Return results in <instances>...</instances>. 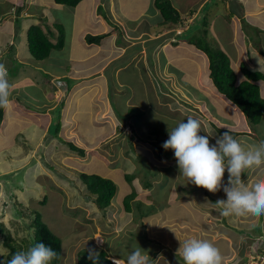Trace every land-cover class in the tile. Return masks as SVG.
<instances>
[{"label":"rangeland","instance_id":"1","mask_svg":"<svg viewBox=\"0 0 264 264\" xmlns=\"http://www.w3.org/2000/svg\"><path fill=\"white\" fill-rule=\"evenodd\" d=\"M28 1L0 0L1 16L7 10L20 9L22 11L21 5L28 4ZM131 1L120 0V3L122 2L132 17L146 11L147 16L155 18V20L150 22L145 18L138 25L141 27H137L138 31L136 30L135 33L132 30L128 36H117L119 40H123L125 47L127 46L126 49L129 50L136 46L129 40L131 39L129 37L137 34L144 35L140 28L160 19L156 18L154 13V10L159 12L155 2L153 7L148 9V0ZM178 1L183 3L182 0ZM257 1L263 4L260 8H256L255 0H244L240 3L238 0H210L206 4V9L200 13L194 31L186 33L189 29L187 24H191L192 19L195 18L193 16L187 24L178 25L177 29L159 33L157 37L162 38L158 42L157 52L156 50L147 52L143 50L139 53V55H144L143 58L133 56L130 59L132 62H128L129 67L125 71L123 70L121 75L119 74L120 79L117 81H126L124 83H129L133 91L130 93V97L135 100L130 104L135 105V108L130 109V119L127 121V125L130 126H127L128 132L132 135L131 137H134L133 140H130L128 132L124 134L123 125L118 119H115L117 115H120L118 109L126 110V106H123L119 95L115 97L112 94L111 86L108 88L106 84L108 80L103 78L111 79L115 76L114 71L110 72L107 68L100 75L104 62L108 60L101 59L104 56L103 52L89 57L87 61L93 70L99 71L96 75L97 79L90 81L85 76L84 80L73 81L65 74L69 58L67 54L70 53L71 57H75L73 54L81 56L85 53V48L89 46L86 42L87 33L84 31L87 27L85 20L78 24L80 15H83L87 8L80 3L75 7L71 17L61 8L44 10L40 15L44 21L51 25H56V17H60L66 23L69 21L73 38V40L70 39L66 30V53H57L55 58L46 61L49 66L55 63L52 69L65 82V86L56 82L59 79H56L54 83L63 90L61 95L67 93L63 97L56 95L60 97L61 103L58 108V113L61 116L56 118V123L60 122L62 128L65 129L59 135L61 137L66 133L73 135V137H68L70 141L77 142L82 148H86L88 154L81 157L78 154L70 153V149L59 144L57 140L56 148H59L57 157H55L56 153L53 155L46 153L45 163L40 159H34L35 161L25 170L7 172L8 175L3 172L4 176L1 173L3 170L0 171V221L9 229L10 243L20 247L19 249L31 246L32 237L29 236L31 218L27 217L30 209V211H38L42 215L43 221L62 239L63 258L60 264H76L78 255L89 250L99 253L100 248L105 249L109 255L113 252L114 256L126 259L133 246L141 247L147 252L150 257L149 264H184L182 258L176 253L180 243L190 238L212 242L224 258L222 264H264V215L224 217L220 214L221 209L215 204L219 200L226 201L227 197L223 188L213 194L202 187L187 183L180 176L173 150L162 148V144L169 138L168 129L170 131L179 123L186 122L189 117L200 121L201 132L199 134L208 136L210 145H213L221 134L211 126V122H216L211 117L232 125V121L226 120L232 114L240 122H235L232 125L234 129L229 127L230 134L234 137L236 132L239 133L240 135L235 138L242 145L249 146L264 141V118L254 129L250 121L224 97L217 94L220 96L217 97V101L215 94H211V100L210 95L207 94L209 90H202L201 82H206L214 88L209 77V58L188 42H191L192 39L197 41L204 38L202 24L207 23L210 27L204 41L229 56L239 81L244 79L241 73L242 63H245L251 70L256 67L264 71V60L256 59L257 56L253 55L254 50L257 53V44L264 49V0ZM99 2L106 5L103 7L105 12L109 8L113 11L115 19H118V16L121 17V13L118 11V0H99ZM187 3L188 1L185 5ZM33 5L35 4L32 3L29 7L30 11H33ZM179 5L181 8L185 7L184 4ZM249 5L257 10L260 9L255 16L253 8ZM110 17L111 21L115 22L112 15ZM3 21L4 24H7L6 16L3 17ZM232 21L239 25L236 35L231 29V27L233 28ZM62 24L67 26L65 23ZM121 27L126 34L129 29L124 21H122ZM159 29L162 28L159 27ZM179 32L178 37L181 40L185 39L186 42L177 39ZM110 37L104 38L100 46L94 45L93 52H86L95 54L98 47L101 51L110 50L113 46V39ZM76 39H80L78 44L84 47L73 51V53L74 46H78L74 42ZM141 39L140 36V42ZM173 40L176 43L178 40L179 44L177 46L169 45L165 48ZM150 41L151 39L145 42L149 43ZM142 44L144 45V43ZM125 47L121 50L124 57H126ZM163 48L165 49L163 50ZM150 54L154 56L152 61L148 57ZM118 57L119 55L111 61L112 65L119 61ZM160 57L162 60L159 59ZM166 59L173 60L172 64L169 61L166 62ZM162 61L166 63L164 64ZM136 67L138 70L139 67L146 70L142 71V81L132 77L138 72ZM72 71L71 66L69 74ZM118 71L117 69L116 72ZM179 71L187 73V75L179 79L182 77V74L178 77ZM201 75H203L202 79H200ZM180 80L182 82L191 81L196 85V91L190 88V94L184 92L181 86L183 83ZM76 84L92 85L88 90L95 87L94 85L100 84L98 86L100 89L95 91L96 97H94L92 91L87 90L86 92L89 93L86 95L85 90H79L78 86H75ZM259 86L264 97V81L259 82ZM12 89L20 95L21 99H24L25 94L30 92L27 84H21ZM165 90L167 91L165 92ZM97 91L99 92L97 93ZM33 95L38 96L34 91ZM54 95V92L50 93V97L53 99ZM65 96L71 99H66ZM92 100L94 101L92 102ZM61 101L67 103L62 104ZM143 101H147L149 104H144ZM114 106L115 110H113ZM76 108L78 109L77 123L82 128L77 134L74 130L68 132L65 123L67 119L74 118L75 114L72 113ZM97 108L104 112H96L98 117L108 124L100 133H98L99 129H95L94 123H90L88 119L93 114L89 113L96 111ZM111 110L115 117H109L106 114ZM52 114L55 115L56 112ZM13 115L14 113H11L10 124L6 127L11 125L10 132L15 134L17 122ZM95 123L98 122L95 121ZM91 132L92 134H90ZM49 134L55 136L52 130ZM139 140L140 142H138ZM39 141L40 139L37 138L35 142H27V145L33 147ZM51 143V139L45 140L42 145L44 150L45 147L49 148ZM45 144L49 146L47 147ZM132 145L136 148L140 147L143 151L131 150ZM43 152L42 147L39 154H43ZM38 160L42 163L37 164ZM80 172L96 174L115 182L118 189L109 208L104 211L98 209L94 198L91 197L86 185L79 178ZM262 178H264V165H261L260 168L247 170L242 175V180L248 187ZM227 181L228 173L226 171L223 183L227 184ZM22 183H25L28 189L22 186ZM146 184H150V187H146ZM130 195L133 196L130 202L132 212L126 211L124 205L126 197ZM44 196H47V204L42 206L39 202L43 200ZM18 208L22 210L21 213H24V216L19 214ZM129 216L135 219V224L138 223V227L142 231L133 225L131 234L129 231L122 232L114 243L119 225L128 220ZM260 232L263 235H259ZM5 236L3 235V237ZM101 237L105 243L102 242ZM256 249L262 250L259 257H256L258 256L255 254ZM9 252V248L5 247L1 237L0 261L6 260Z\"/></svg>","mask_w":264,"mask_h":264},{"label":"crops","instance_id":"2","mask_svg":"<svg viewBox=\"0 0 264 264\" xmlns=\"http://www.w3.org/2000/svg\"><path fill=\"white\" fill-rule=\"evenodd\" d=\"M49 1L50 0H29L28 4L23 3L21 5V9H23L22 11L20 9H18V10L12 9V11L7 10L3 16H1V13H0V63H3L8 70V78H9L8 82L11 86H13L12 88L19 87L21 84H24V85L27 84L30 88V92L28 94H25L24 99H21L20 95L17 94L15 91H13V89L11 88V96H10L11 104L6 109L5 121L2 125V127H0V171L3 170V171H1L2 174H3V172L7 173V172H13V171H17V170H25L26 167H28V166L30 167V165L35 161L34 159H40L41 161H44V163H45L46 162L45 156L48 153H50V155H53L56 153L55 157H57L59 155V153H58L59 148L58 149L56 148L58 139L54 136H51L49 134V132L52 130V122L54 119V115L52 113L55 112L56 109L61 104L59 101L60 100L59 96L63 97L64 94L67 95V93L65 92L63 95H61V92H63V90L60 89L59 86H56L54 83L56 79H59V80H61V82H63L62 79L59 76H57L55 74L54 70L52 69V67L55 66V63L51 64L50 66H49V64L46 63V61L55 58L56 54L52 55L48 60H44V61H36L35 59H33L30 56V53L28 51L27 31L32 24L38 23L39 19H41V18L43 19V17H41L40 14L44 10H52V9H56V8H61L62 10H64L69 15V17H71L75 8L68 7L65 5L56 4L53 0H51V2H49ZM134 1L135 0H132L131 2H134ZM171 1L173 2L174 7H176V9L181 13L184 21H188L193 16L195 17L194 20L192 19V23L190 24L192 29L186 32L187 34H189L190 32L195 30V24L200 17V13L202 11H204V9L206 8L205 5L210 0H182L183 3H180L178 0H171ZM187 1H188V3H187V5H185V3ZM154 2H155V0H148V3H147L148 9L153 7ZM238 2L239 3L244 2V0H238ZM255 2L257 5L256 8H260L263 5V4H260L257 0H255ZM32 3L35 5H33V11H30L31 9L29 10V7L31 6ZM80 3H82L84 5V7L87 8V10L84 12L83 15H80L81 17L78 20V24H80L83 20H85L87 27L84 31L87 33V36L88 35H97V34H108L111 31V26L108 24V22L105 19L106 15L109 19L111 18V17H109V13L112 15V18L114 19V21L117 24H119V26H122V21H124V23L126 24V26L129 29V30H127L128 32L126 34H124L126 36H128L132 30H133V33H135L136 30L139 27H141L138 25L141 24V22L145 18L148 19L150 22L153 21V19L155 20V18H149L147 16V13H145L146 11L140 12L138 15L132 17V15L128 13L127 8L122 4V2L120 3V0H118V2H117L118 3L117 5L119 6L118 11L121 13V17L118 16V19H115L113 17L114 13L112 10H110V8L107 9L108 13L105 12L103 7L106 5L103 4L102 2H99V0H82ZM179 4H184L185 7L181 8ZM25 5H26V8H24ZM249 6L253 8L254 16L260 10V9L257 10L252 5H249ZM250 7H248V8H250ZM100 8H102V9H100ZM154 13L156 15V18H160V14L158 11L154 10ZM5 16H6L7 24H4V21H3V17H5ZM207 16H209V15L207 14ZM230 19H232V18H230ZM55 22H56V25H63L62 23H65L67 25L66 26V30L68 31L67 35H70L69 36L70 39L73 40L72 31L70 29L69 21L66 23V22L62 21L60 19V17H56ZM231 25L233 26V28L231 26L230 27L233 30L234 34L236 35L238 33L239 25H237V23L235 21H232ZM159 27H161L162 29H159ZM140 29L143 30L144 35L143 34H140V35L137 34V35L129 37V38H131L129 40L134 45H136L131 50L126 49L127 46L125 47V43H123V40L122 39L119 40L117 38L118 35L114 34V35H111V37H110L113 39V46L114 47L112 46L111 49L108 51H101L100 48L98 47L96 50V53L93 54L91 52L94 51L93 49H95V48H93V46L94 45L96 46V44L90 45L87 43L89 46H87L85 48V53L83 55L76 56L75 54H73L75 57H71L70 53H68L67 56H69V58L67 59V63H66L67 71L65 72V74L67 76H69L70 78H72L73 81L83 79V78H85V76H87V80H90V81L97 79L96 75H98L97 73L99 71L93 70L91 68L92 66H89V64H87V61H88L89 57L95 56L99 52H103L104 56L101 57V59H103V60L108 59V60L106 62H104L103 68L100 70V75H102L107 68H109L110 72H111V70H113L114 75H115L114 77H112L111 79L103 77L106 80H108V82L106 83L108 88H110L112 83H118L120 87L125 89V86H124L125 84H123V83L126 81L123 80L124 82H118L117 80L120 79V75H121L122 71L123 70L125 71L129 67L128 66L129 63L132 62V61L130 62V59L133 56L143 58L144 57L143 54L139 55V53L143 50H146V52L156 50V52H157V49L159 47L158 42L162 38V37L158 38L157 36L159 33L165 32V30H166L162 26L158 25V21H155L154 23L146 25L145 27H142ZM171 30H174V29H171ZM171 30H168V31H171ZM178 35H180V34L179 33L177 34V39L179 41L186 42L185 39L181 40V38H179ZM181 35H183V34H181ZM87 36H86V38H87ZM140 36L142 38L141 42H140ZM106 38H108V37H106ZM150 39H151V41L149 43L145 42V41L150 40ZM178 40H177V45L179 44ZM79 41H80V39L74 40L75 44L76 43L78 44ZM86 42H87V40H86ZM171 42H174V40L170 41V43ZM142 43H144V45ZM170 43L165 48H167L170 45ZM98 46H100V44ZM154 46H156V47L154 48ZM82 47H84V46H81L78 44L77 47L74 46L72 52L77 51L78 49H82ZM123 47H125V49H126V50H124V54L126 55V57H124L122 55L123 51L121 52ZM150 47H153V48L151 49ZM89 48H92V49H89ZM165 48H163V50ZM260 48H261V46H259L257 44V49H256L257 53L254 50L253 55L257 56L256 59L264 60V58L259 54ZM66 51L67 50L65 47L61 52L66 53ZM86 51H91V52L87 53ZM198 51L201 52L200 50H198ZM72 52H71V54H72ZM117 55H119V57L117 59H119V58L120 59L117 63H115V65H112L111 61L114 58H116ZM137 55H139V56H137ZM135 57H134V59H135ZM148 57L154 58V56H152V55L151 56L148 55ZM159 59L162 60V57H160ZM127 61H129V63H126ZM167 61L173 62V60H171V59H166V62ZM166 62H163V63L165 64ZM121 65H122V67H120ZM71 66L73 68V71L71 72V74H69L68 71L71 68ZM117 69L119 70L118 72H116ZM136 69L138 70V67H136ZM253 70L259 71V69L256 67L253 68ZM142 71H146V70L142 67H139L137 74L132 75V77H134L136 80L142 81V76H141ZM261 72H264V71H261ZM88 73L90 76L88 75ZM180 74H182V77H179ZM204 74H206V73H204ZM45 75L47 76L48 79L45 77ZM186 75H187V73H181V71H179V73H178L179 79L183 78ZM202 77H203V75H201L200 79H202ZM180 82L183 83V84H181V86H182V89L184 90V92L186 91L190 94V88H193V91H196V89H197L196 85L193 84L189 80H187L185 82H182L180 80ZM200 82H201V80H200ZM63 84H65V82H63ZM201 84L203 87L202 90H204V89L209 90L207 94L210 95V99H211V94H213V95L215 94L214 96H215L216 100H217V97L221 96V95L218 96L219 94L217 95L215 88H213L211 85H208L206 82H201ZM75 86H78L79 90H85L84 93L86 95L90 91H92V96L94 95V97H96L95 91L100 89L98 87V86H100V84L94 85L95 87H93L91 90H88V89H90V87L92 85L86 86L83 84H76ZM126 89L133 92L129 83H127ZM87 90L89 92H86ZM110 90H111V88H110ZM33 91L38 94L37 97H35V95L32 96ZM99 91H97V93ZM199 91H201V90H199ZM52 92L55 93L54 99L52 97H50V93H52ZM194 93H196V92H194ZM56 95H59L58 96L59 98ZM55 96L57 97L56 99H55ZM65 98L69 99L70 97L68 98L65 96ZM93 101L94 100H92V102ZM142 103L149 104L147 101H143ZM72 104H73V102H72ZM129 105L132 106L130 103H129ZM73 107H74V105H73ZM132 107H135V105H133ZM77 112H78V109L76 108V110L72 114H75V116H76L78 114ZM97 112L104 113L103 111H97ZM11 113H14L13 116H15V122H17V124H16L17 132L15 134L14 133L12 134L10 132L11 125L9 127H6L8 124H10V120L12 118ZM108 113H106V114H108ZM69 116H71V115H69ZM108 116L110 117L109 114H108ZM71 119H74V118H71ZM211 119L218 122L221 126H224L227 128L231 127L232 129H234L232 127V125L235 122H240V120H238L236 118V116H234L233 114L230 115V117L228 119H226L227 121H232V125L228 124L226 122H222L219 119H216L214 117H211ZM89 121H90V123H94L95 129H99L98 133L103 132L105 127L108 126V124L103 122L100 119V117H98V115L96 113L92 114L91 120L89 119ZM95 121L98 123L96 124ZM211 124H212V122H211ZM5 127H6V129H5ZM91 134H92V132H91ZM67 135H69V136H67ZM25 136H27V137H25ZM68 137H73V135L66 133V138L69 141L70 139ZM22 138H23V140H22ZM37 138H39L40 141L36 144L33 143L34 144L33 147H30V146L28 147L27 142L28 143H31V141L35 142V140ZM48 139H51L52 143L49 144L50 145L49 148L45 147V150H44V146H42V145H43L44 141L48 140ZM58 143L62 144V146H64L63 143L59 142V140H58ZM76 144H77V142H76ZM45 145H47V147L49 146L48 144H45ZM77 146L82 147L79 144H77ZM42 147H43L44 152H43V154H39V150ZM70 153L77 154L76 152L71 151V150H70ZM86 154H88L87 151H86ZM40 160H38L37 164L42 163ZM52 161H54L53 158H52ZM18 165H21V166H18ZM22 165H25V166H22ZM4 174L2 176H4ZM5 175H8V173ZM25 187H26V189H28L27 185H25ZM27 192H28V190H27ZM129 215H131V214H129ZM127 219L128 220H125L124 222H122L119 225V228L117 230L118 232L115 231L117 233V235H116V233H114L116 235V239H115L114 243H116L119 235H121L122 232L129 231V233L131 234L130 231L132 230L133 225H135V227L139 228L138 227L139 224L138 223L135 224V222H134L135 219H133L132 216H129ZM139 230H141V229L139 228ZM111 241H113L112 238H111ZM102 242L105 243V240H103V238H102ZM110 257L115 263H117L119 261L117 264H120L121 260H126L120 256H114L113 252L110 253Z\"/></svg>","mask_w":264,"mask_h":264},{"label":"trees","instance_id":"3","mask_svg":"<svg viewBox=\"0 0 264 264\" xmlns=\"http://www.w3.org/2000/svg\"><path fill=\"white\" fill-rule=\"evenodd\" d=\"M56 4L65 5L68 7L75 8L77 7L82 0H54ZM155 6L160 12V20L158 21V25L162 26L166 30L175 29L179 24H182L183 17L181 13L174 7L173 2L170 0H155ZM206 7V5H205ZM102 9V8H100ZM206 9V8H205ZM204 9V10H205ZM108 13V11H106ZM111 14L109 13V17ZM108 24L111 26V31L108 34H97V35H88L86 40L90 45H99L101 41L110 37L111 35H118L122 37L125 34V31L122 29L123 27L119 26L116 22H112L111 18L109 19L106 15L105 17ZM204 38L197 41H188L192 46H194L197 50H200L202 53L206 54L209 58V77L212 80L213 86L216 90V93L224 97L227 101H229L239 112H241L256 128L262 119L264 118V97L262 96L261 88L259 86V82L264 81V72L254 71L248 68L245 63L241 64V73L244 76V79L241 81L238 80V75L232 68V64L229 56L223 52L222 50L215 49L210 45L206 44L204 39L206 38L210 27L207 23L202 24ZM186 41V40H185ZM67 35H66V27L63 25H52L42 18L39 19V22L36 24H32L27 31V45L30 56L36 61H44L48 60L52 55L57 53H62L61 51L66 47ZM170 45L177 46L176 42H171ZM261 51V55L264 56V51ZM151 56V54L149 55ZM154 60L151 58V61ZM152 63V62H151ZM154 64V63H153ZM47 78V76L45 75ZM48 79V78H47ZM125 84V89L119 86L118 83L111 84L112 94L117 97L120 96V100L122 101L123 106H126V110L122 108H117L120 112V115H112L113 111H109L110 116H114L115 119H118L123 126L127 125V121L130 119V109L132 107L129 103H133L135 99H131L130 93L131 91L126 89L127 83ZM123 86V87H124ZM69 88V87H68ZM125 99V100H124ZM67 103L62 101V104ZM60 106V105H59ZM59 108V107H58ZM58 108L56 109V114L54 115V119L52 122V131L54 133V137H56L59 142L63 143L66 148L71 151L76 152L79 156H86V148H82L77 146L76 142L68 141L66 135L60 136L59 133L62 132L64 128H62V124L60 122L56 123V118H60V114L58 113ZM116 107L114 106L113 110ZM100 111V109H96V111H91V113H96ZM129 111V113H127ZM54 113V112H53ZM87 113V115H89ZM78 116V115H77ZM74 116V120L69 118L65 122L67 124L68 132L74 130L77 134L80 129V126L77 123L78 117ZM6 117V109L0 108V127H2ZM66 119V118H65ZM91 120V118H88ZM72 122V123H71ZM120 125V126H121ZM216 132L219 134H223L227 131V127L220 126L217 122H212L211 125ZM130 127V126H129ZM227 128V129H226ZM65 130V129H64ZM171 131V130H170ZM91 134V133H90ZM89 135V134H88ZM88 135L86 136L88 138ZM130 140H133L134 137L128 134ZM240 135L236 133L234 136L237 137ZM85 137V138H86ZM86 138V139H87ZM140 142V140L138 141ZM145 144V143H144ZM131 150H140L143 151L140 147L136 148L134 145L130 147ZM79 178L86 185L87 190L94 198V203L97 205L98 209L101 211L106 210L112 204L113 198L117 193V185L111 179L104 178L102 176L96 174H87L84 172L79 173ZM25 183H22V186L25 187ZM146 187H150L146 184ZM28 195V193H27ZM133 196H127L124 205L125 209L128 212H132L130 207V202ZM40 205L45 206L47 204V196H44L43 200L39 202ZM21 205V204H19ZM18 208L19 214L24 216V213H21V209ZM29 209V208H28ZM29 218H31L30 223V238L32 240L31 246L35 243L43 242L44 244L52 247L55 251H57L58 258L54 259L50 262V264H60L63 258V250L62 239L56 235L49 226L43 221L42 215L38 211H30L27 214ZM1 220V217H0ZM33 230V232H32ZM32 232V236H31ZM3 235H6L3 237ZM259 235H263L262 232ZM3 238L4 245L6 248H9V254L6 260H1L0 264H7V261L11 258L13 254L18 251H26L29 246L23 247V249H19L20 247L15 246L10 243L11 237L9 234V229L5 226L3 222L0 221V238ZM29 239V238H28ZM27 241L29 242V240ZM255 254H261V251L255 250ZM89 251L83 252V254L78 255L76 258V264H93L91 260L88 259ZM99 264H115L111 259L109 253L106 252L105 249L101 248L99 250Z\"/></svg>","mask_w":264,"mask_h":264},{"label":"clouds","instance_id":"4","mask_svg":"<svg viewBox=\"0 0 264 264\" xmlns=\"http://www.w3.org/2000/svg\"><path fill=\"white\" fill-rule=\"evenodd\" d=\"M187 22L183 20L179 26ZM187 25L188 31L192 29L190 24ZM260 49L264 51L262 47ZM259 54L261 55V51ZM261 56L264 58L263 55ZM56 82L59 85L63 84L61 80ZM11 88L8 82V70L3 63H0V108L7 109L11 104ZM122 128L124 134L129 131L127 126ZM200 132V121L192 117L187 118L186 122L179 123L171 131L168 129L169 138L162 144V148L173 150L180 176L187 183L202 187L213 194L223 188L227 199L219 200L215 204L221 209L220 214L224 217L264 215V178L258 179L251 187L242 180V175L247 170L264 165V141L244 146L230 134L231 130L227 129L216 139L215 144L210 145L208 136H202ZM226 171L228 181L224 184ZM176 254L182 258L184 264H222L224 259L212 242L197 238L181 242ZM58 255L52 247L38 242L26 251L13 254L7 264H50L52 260L58 258ZM256 257H259V254ZM88 259L93 264H99V253L89 250ZM149 261L150 257L145 250L133 246L126 260H121L120 264H149Z\"/></svg>","mask_w":264,"mask_h":264},{"label":"bare ground","instance_id":"5","mask_svg":"<svg viewBox=\"0 0 264 264\" xmlns=\"http://www.w3.org/2000/svg\"><path fill=\"white\" fill-rule=\"evenodd\" d=\"M117 264V263H116Z\"/></svg>","mask_w":264,"mask_h":264}]
</instances>
